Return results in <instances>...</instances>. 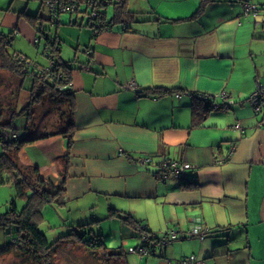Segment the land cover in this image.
Instances as JSON below:
<instances>
[{
    "label": "crops",
    "instance_id": "crops-1",
    "mask_svg": "<svg viewBox=\"0 0 264 264\" xmlns=\"http://www.w3.org/2000/svg\"><path fill=\"white\" fill-rule=\"evenodd\" d=\"M137 1V12L149 20L129 22L125 29L113 22L94 36L86 28L87 37H78L80 53L60 45L58 54L71 68L72 141L54 130L24 143L18 157L36 166L45 182L63 184L59 200L71 218L65 224L113 219L118 244L110 248L127 253L123 243L128 238L142 242L138 230L110 208L130 213L151 231L178 232L147 255L138 254L139 260L125 258L126 264H144L142 259L152 255L169 259L176 251L202 264H264V252L258 255V245L264 244V111L254 112L247 101L257 85L264 86V29L255 22L264 21V0H249L256 10L248 12L241 0ZM11 8L10 3L0 8V27L10 28L12 39L22 35L21 54L45 63L44 43L32 55L24 53L29 43L41 45L45 38L34 42L39 34L26 11ZM14 78L0 69V95ZM17 80L22 87L24 80L21 85ZM154 85L178 89L162 95L142 92ZM223 91L229 100L218 101ZM193 92L213 96L216 105L196 124L194 111L205 103H197ZM232 144L229 157L219 161ZM144 156L151 157L148 164L141 162ZM167 159L195 166L184 177L162 180L156 171ZM186 182L190 186L182 185ZM132 201L146 209L133 211ZM194 222L209 229L205 243L188 240L194 238L188 230ZM236 241L242 245L229 248Z\"/></svg>",
    "mask_w": 264,
    "mask_h": 264
},
{
    "label": "trees",
    "instance_id": "trees-1",
    "mask_svg": "<svg viewBox=\"0 0 264 264\" xmlns=\"http://www.w3.org/2000/svg\"><path fill=\"white\" fill-rule=\"evenodd\" d=\"M204 1L202 0V3ZM102 3L103 9L99 10L96 16H93V20H91L90 16H87L86 25L89 26L93 36L95 34L90 26L94 25V21L99 22L96 25L97 28L103 26L109 28L113 22H116L121 23L125 29L127 26H130L129 22L149 20L145 15L143 17L137 14L139 12L129 9L127 0H111L113 14L108 18L105 10L108 3ZM26 15L31 24L39 32V39L41 37L45 38L43 54L47 60L45 63H42L20 52H10L8 47L13 38V31L7 33L0 31V69H6L14 74L21 81L20 85L27 76L31 78V100L29 103L19 109L16 108L15 102L7 104L4 101L6 103L5 109L0 106V143L2 149L0 153V182L12 183L16 190V195L24 197V203L20 208L17 207L14 199H11L7 210L0 213V228H9L8 232L11 234V240L0 246V254L9 253L14 250L18 251L23 259L36 260L39 264H53L52 258L55 257L59 244L73 241L83 246L89 256L88 258L95 260L99 264H126L125 252L121 249H113L106 246L102 233L97 234L92 230L90 227L94 221L92 218L78 223L76 226H72L68 232L60 234L51 241L40 228L39 223L42 220L41 207L47 202L59 201L62 203L59 198L64 193V186L62 184L61 186L54 187V185L45 182L40 177L36 166L24 164L20 161L18 151L24 143L51 135L54 130L64 135L70 143L75 128L73 118L75 103L73 90L69 85L71 68L67 61L62 60L58 54L60 42L57 36L51 37L47 33L42 21L39 19L42 17L38 13ZM135 15L136 20L134 18ZM70 22L76 23L75 20H71ZM48 51L53 53L52 66H48ZM177 89L176 86L154 85L143 88L142 92L146 95H162L174 92ZM192 95L195 97L197 103L201 101L205 103L203 110L199 111V113L194 111L193 122L196 124L201 121L211 107H216V105L212 99L204 98V96H201L197 92H193ZM44 97L48 98L50 102H58V104H54V109L58 111L55 123H59L60 125H56L57 127L52 130H40L37 133H28L27 129L30 126L34 113L32 103ZM219 105L218 107L222 106L221 104ZM20 115L26 116V124L21 127H15V119ZM5 131H9V134L6 136H4ZM13 133L16 134L15 137L12 136ZM156 175L159 178L157 171ZM185 175L186 172L178 178ZM63 182L64 176L62 177ZM190 184V182H186L182 185L188 187ZM110 209L111 214L122 219L124 223L133 229L138 230L140 237L142 235L146 236L147 239L141 243L148 244L149 241L160 239L141 220L136 219L130 213L113 208ZM12 227H14V230L11 229ZM208 232L209 229L206 234ZM189 235L191 234L189 233ZM154 248L150 246L149 252Z\"/></svg>",
    "mask_w": 264,
    "mask_h": 264
},
{
    "label": "rangeland",
    "instance_id": "rangeland-1",
    "mask_svg": "<svg viewBox=\"0 0 264 264\" xmlns=\"http://www.w3.org/2000/svg\"><path fill=\"white\" fill-rule=\"evenodd\" d=\"M9 3L11 4V9H23L26 11V14H35L38 13L39 16L42 18H39L45 29L47 30V33L51 37H57L61 38L60 44L64 47V50L71 47V51L73 53L77 50V53H80L82 50V39L86 38V28H89L88 25H86L87 18H81L84 16V13L81 12H62L60 13V17L58 18V22H52L50 21V13L48 7L44 3H40L38 0H0V8L3 10H6ZM140 2L137 0H129V3L127 4L129 9H133L137 12V7ZM38 10V11H37ZM106 14L109 17L113 14V5L108 4L105 7ZM1 13V11H0ZM140 15H144V13H137ZM24 16V15H23ZM26 15L24 16V19L27 20ZM29 20V19H28ZM71 20H75L76 23L70 22ZM136 24V23H135ZM0 27V31L7 32L10 30V28H7V26ZM35 29V27H34ZM36 34H39L37 30H35ZM79 35L82 38L79 40ZM22 35H17L14 39H12L10 46L8 47V50L10 52H16V53H22V50H19V47L22 45V48L25 49L26 43L23 41ZM44 41L41 42V45H35L34 43L27 42L29 46V51H26L24 53L32 55L30 53H35L36 49L42 48ZM80 43V44H78ZM60 47V46H59ZM39 51V50H38ZM32 57V56H31ZM30 57V58H31ZM33 58V57H32ZM11 81L7 82L6 87L4 89H1V95H0V106L5 109L6 103H13L15 102L16 107L20 108L25 106L29 101L31 100V93H30V87H31V78L30 76H27L24 80L23 86L20 87L17 85V78L15 80L10 79ZM225 91L220 92L218 94V101L219 98L222 100L227 99L226 96L224 97ZM227 94V93H226ZM4 95V96H3ZM229 100V99H227ZM6 103H5V102ZM54 104H58V102H50L48 98H42L41 100L33 101L32 106L34 107V113L33 118L30 122V126L27 129L28 133H37L40 130H52L56 128L59 123H55L57 117H58V111L54 109ZM7 108V107H6ZM16 125L24 126L26 124V116H18L15 119ZM57 125V126H56ZM232 129V127H230ZM233 130V129H232ZM1 145V144H0ZM1 153V149H0ZM11 199H14L15 204L18 208H20L24 203V197L21 195H16V190L14 188V185L12 183L8 182H0V213L7 210L9 207V203ZM132 209L133 211H136L138 213L143 212L146 208L141 207L140 203L136 201H132ZM71 205V203L69 204ZM68 206L65 208L63 203H60L59 201H53V202H47L41 207L42 211V220L39 223L40 228L45 232L47 238L51 241L55 239L60 234L68 232L72 227V222L69 220L64 223L67 219H71L68 215V210H66ZM150 210V213H154L153 210L148 208ZM152 215V214H151ZM154 221V224L159 221V219L154 216L151 217ZM97 223H100L102 230H99L97 228ZM115 221L113 219L104 218L100 220V222H92L93 225L90 227L95 233H102L103 240L106 244V246L111 247L112 245L118 244L115 240V236L117 234L115 233ZM9 228H0V246L9 242L11 240V234L8 232ZM14 230V227L11 228ZM154 234H157L159 237L164 235L163 230H153ZM210 237L206 239L200 240L197 237H194L192 239L198 242L199 244H202L205 241H208ZM177 241H184L186 239H176ZM222 240V239H221ZM140 242V238H128L127 241L123 243V247L127 253H125V258L127 259V262H129V259L135 257L139 260L138 253L131 251V248L138 245ZM225 243V242H224ZM242 245L241 241H236L234 244H231L229 248H234V246ZM223 247V245H219L218 247ZM225 247V246H224ZM223 247V249H224ZM157 250L160 249V244L156 248ZM222 249V250H223ZM232 252V251H230ZM264 252V244L258 245V255L259 253L263 254ZM184 253V252H183ZM145 255V254H144ZM147 255V254H146ZM186 256H189L188 254ZM87 257V258H86ZM85 249L83 246L79 245L77 242L73 241H66L64 243L59 244L57 253L55 257L52 258L53 264H99L95 260H91L88 258ZM185 257L181 256L179 251L172 252L171 256H168L169 259H163L162 256L158 257L156 255L152 256H145L142 259V263L144 264H160L161 262H164V264H181L180 260ZM150 258V259H148ZM148 261L146 262V260ZM169 261V262H167ZM166 262V263H165ZM177 262V263H176ZM0 264H39L36 260H26L23 259L18 251H11L9 253H3L0 254ZM163 264V263H161Z\"/></svg>",
    "mask_w": 264,
    "mask_h": 264
},
{
    "label": "built area",
    "instance_id": "built-area-1",
    "mask_svg": "<svg viewBox=\"0 0 264 264\" xmlns=\"http://www.w3.org/2000/svg\"><path fill=\"white\" fill-rule=\"evenodd\" d=\"M39 2L44 3L50 13V21L54 22L57 21L59 18L60 13L62 12H81L84 13V16L81 18H87V16L91 17V20H93V16H96L99 12V10L103 9V3L107 2L108 4H111V0H38ZM107 4V5H108ZM241 7L244 12H248L249 10H256V6L249 2V0H241ZM107 15V14H106ZM256 24H260L262 28L264 29V21H255ZM99 22L94 21V25L90 26L93 29V33L96 34L97 31L102 29H108V27H100L97 28L96 25H98ZM39 37H34V42L38 41ZM49 56V62L48 66H52V58L53 53L47 52ZM130 86H134V82L130 84ZM201 96H204V98H214L211 95H204L200 94ZM227 94L224 93V97ZM218 97V94L216 95ZM213 100V99H212ZM249 105L252 107L254 112H263L264 111V86L263 85H257L256 89L250 94V96L247 99ZM234 128L238 127V123L233 126ZM9 131L4 132V136L8 135ZM12 136H16V134H12ZM234 149V144H232L229 148L228 155L226 157H221L219 161H224L229 155L232 153ZM151 161L150 156H144L141 158V162L144 164H148ZM195 166V164H192L190 162H183L179 160H163L159 162V166L157 169L159 178L162 180H165L166 178L170 176L179 177L181 174L186 172L189 169H192ZM208 229L206 227L200 226L198 223L194 222L189 227V233L193 236L198 237L199 239H203ZM178 232H176L173 229H170L168 232H166L163 236L160 237L157 241H149L148 244L141 243L135 248H131V251L138 252V254L143 255L147 254L149 252L150 246L155 247L159 242L161 243H167L171 239L177 237ZM142 241H144L146 238L145 235L141 236ZM180 263L182 264H202V260L195 258L193 255L185 256L180 260Z\"/></svg>",
    "mask_w": 264,
    "mask_h": 264
}]
</instances>
